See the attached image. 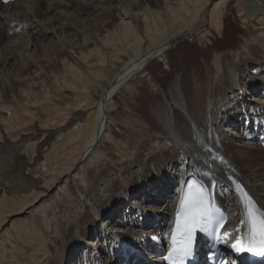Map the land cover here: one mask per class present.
Here are the masks:
<instances>
[{
  "label": "bare ground",
  "instance_id": "6f19581e",
  "mask_svg": "<svg viewBox=\"0 0 264 264\" xmlns=\"http://www.w3.org/2000/svg\"><path fill=\"white\" fill-rule=\"evenodd\" d=\"M115 1L121 4L122 27L114 31L120 34L118 39L138 46L144 35L153 41L144 46L145 50L144 47L134 50L135 55L123 63L104 88L101 97L108 94L105 106L102 100L93 103L90 97V83H99V79L85 67L89 55L77 54L72 42L64 44V50L73 59L65 61L66 70L74 81L81 83L68 82L70 86L66 87L80 91L82 98L75 109L92 110L91 119L85 125L79 124L66 137L70 150L79 152L77 156L68 161L60 154L58 158L65 160L63 165L58 168L51 162L45 166V177H48L47 184L42 187L45 192H34L24 198L11 199V202L3 196L2 203L6 206L2 207L0 202V264H118L112 253L114 234L121 239L134 240L140 219H152V212L168 214L169 207L159 206L160 202L166 197L177 200L182 185L194 175L210 186L211 179H217L218 191L228 198L225 204L230 213L228 226L232 229L240 223L247 196L264 210V149L249 142L264 117V0H242L244 4L256 5L253 14L248 15L251 19L240 6L245 24L253 21V26L261 27L255 35L257 41L247 42L244 58L239 60L237 53L236 61L231 57L219 60L207 67V73L196 76V80H190L191 70H185L182 77L176 75L168 89L162 92V98L147 110L150 120L131 129L135 137L115 150L114 156L90 162L87 175L78 173L81 165L92 155H99L101 146L111 138L110 113L116 107L115 96L128 87L132 78L138 74L144 76L149 63L164 57L181 39L195 35L205 39L211 30L222 33L228 7L236 0ZM142 1L153 3L157 10L136 12V5ZM45 5L49 6V11L44 10ZM63 5L57 0H18L0 5V34L6 30L13 38L23 31L22 34L29 35L27 42L30 44L46 40L48 34H67L70 29L78 33L77 27L70 24L69 13H65L68 9ZM53 12H59L58 20H52ZM28 30L33 31L29 34ZM115 40L106 37L99 42L96 39V51ZM105 62V58H99L100 64ZM191 63L195 65L192 68L200 69L195 60ZM50 96L49 91L44 92L35 104L45 109ZM60 117L64 125L67 114ZM245 120L253 123L248 134V122L245 128L242 126ZM2 123L8 133L19 128L11 121L3 119ZM52 123V120L46 121L44 127ZM7 182L11 181L4 183ZM156 182L158 187L162 184L158 195L155 193L158 188L152 189ZM71 187L75 188L74 193ZM172 190L176 191L173 197ZM19 191L30 192L25 186ZM61 203H65L63 211H59ZM51 205L58 210L54 217L58 219L56 222L47 215ZM17 216L26 217L25 221H12ZM151 224L147 227H154ZM17 226L22 227L20 231L15 230L23 242L20 247L13 244L15 236H6ZM75 230L81 231L84 240L74 236ZM246 230L248 233V228Z\"/></svg>",
  "mask_w": 264,
  "mask_h": 264
},
{
  "label": "rangeland",
  "instance_id": "374dc122",
  "mask_svg": "<svg viewBox=\"0 0 264 264\" xmlns=\"http://www.w3.org/2000/svg\"><path fill=\"white\" fill-rule=\"evenodd\" d=\"M57 1L65 4L64 8L68 9L65 13H69L70 24L74 28L77 27L78 33L75 29H70L67 34H48L46 40L30 42V44L27 42L29 35L22 34L23 31L17 32L13 38H11L12 34H6V30L0 34V132L3 135V139L0 140V162L3 166L1 167L0 164V171L6 165L0 175V202L4 208L6 204L2 203L3 196L10 201L27 197L34 192H45L42 188L47 184L48 179L45 177V166L47 164L49 166L52 162L55 167L59 168L65 162L64 159L62 161V158H58L60 154V157L64 156L70 161L79 153L70 150L67 145L69 140L66 137L79 124L85 125L90 122L89 116L92 110L75 109L82 94L79 90L66 86H70L69 83L72 82L75 85H81V83L74 81L68 69L66 70L65 61L73 59L64 50V44L72 42L77 54L83 52L89 55L85 67H89V72L94 73L93 77L99 79V83H90V97L94 103L101 100L104 88L117 74L123 63L135 55L134 50L138 47H146L153 41L144 35L143 42L138 46L137 44H125L122 39H118L120 34H114L115 30H120L122 27V20L119 16L121 4L118 1L109 0L107 3L104 2L105 0ZM240 6L244 7L247 16L252 15L256 7L254 3L244 4L242 0L233 1L224 18L222 33L211 30V34L205 39L197 35L181 39L164 57L151 61L145 69L144 76L138 74L130 80L128 87L123 88L114 98L116 107L110 113L113 121L110 126L111 138L101 146L99 155H92L87 162L81 165L78 173L87 175L91 168L90 162L94 163L105 156L112 157L115 150L128 143L134 136L131 129L137 128L140 122L146 123L150 120L147 110L162 98V92L168 89L176 75L180 74L182 77L185 70L189 72L191 70L190 80H196V76L204 75L205 71L207 73V67L219 60L231 57L236 61L237 53L240 54L239 60L244 58L243 52L248 45L247 42L257 41L255 35L261 27L260 25L253 26V21L245 24V19L239 12ZM48 8L49 6L45 5L44 10L49 11ZM135 9L136 12L143 13L148 10L156 11L157 7L153 3L142 1L136 5ZM61 11L64 12V10ZM59 16V12H53L51 15L52 20H58ZM248 18L251 19V16ZM32 31L30 30L29 34ZM106 37L114 38L116 42L104 45L100 51H96L94 41L98 39L101 42L100 40L104 41ZM13 46L15 48L12 51L10 48ZM145 47L143 50L146 49ZM100 57L106 59L105 64L99 63ZM192 60L198 63L196 65L200 66L199 70L192 68L195 66L191 63ZM165 65L168 68L165 69ZM46 91H49L51 96L46 108L43 109L35 103L44 96ZM62 114H67L64 125H61L62 120H60L63 119L60 117ZM3 119L9 123L11 121L12 125H19L17 131L8 133L2 123ZM49 120L53 123L45 128L46 121ZM145 126L148 127L147 124ZM32 144L36 146L32 147ZM80 149L81 146L79 151ZM247 154L252 153L247 151ZM9 180L10 183H4ZM157 185L158 182L152 187L153 191L154 188H158ZM23 186L30 192L19 191ZM64 187L67 189V185ZM74 189L71 187L72 193ZM54 203L57 202L54 201ZM58 203L60 206L59 199ZM64 204H62L64 207L61 205L59 211L64 210ZM161 205L162 203L159 206ZM89 208L94 212L92 205ZM0 210H2L1 207ZM54 210L56 208L52 205L47 210V215L53 219L52 222L58 220L54 219L58 210ZM25 218L17 216L12 221L22 222ZM18 226L6 236H15L13 244L20 247L23 242L16 235L15 230L20 231L22 227ZM74 236L84 240L80 230H75Z\"/></svg>",
  "mask_w": 264,
  "mask_h": 264
},
{
  "label": "snow or ice",
  "instance_id": "6c2138e0",
  "mask_svg": "<svg viewBox=\"0 0 264 264\" xmlns=\"http://www.w3.org/2000/svg\"><path fill=\"white\" fill-rule=\"evenodd\" d=\"M202 193V190H201ZM218 209L214 208L211 201L203 196H192L189 194L181 202V209L178 213L177 236H173L176 246L173 250L175 257L172 264H186L187 258L192 252L193 234L197 231L204 233H214L217 240L226 242V238L231 233L220 230L223 227V221L214 226V214ZM243 227L248 228L247 236L241 238L231 244V248L238 255L250 253L264 257V210L258 208L250 196L243 201V218L240 228L236 229L240 233Z\"/></svg>",
  "mask_w": 264,
  "mask_h": 264
},
{
  "label": "water",
  "instance_id": "95a60500",
  "mask_svg": "<svg viewBox=\"0 0 264 264\" xmlns=\"http://www.w3.org/2000/svg\"><path fill=\"white\" fill-rule=\"evenodd\" d=\"M178 40H180V39H178ZM107 98H108V94H104L103 97L101 98L103 106H105V104L107 103Z\"/></svg>",
  "mask_w": 264,
  "mask_h": 264
}]
</instances>
